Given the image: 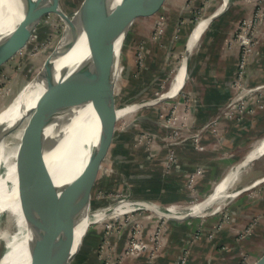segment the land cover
Listing matches in <instances>:
<instances>
[{"label":"rangeland","instance_id":"1","mask_svg":"<svg viewBox=\"0 0 264 264\" xmlns=\"http://www.w3.org/2000/svg\"><path fill=\"white\" fill-rule=\"evenodd\" d=\"M248 1L253 10L250 15L237 23L232 37V43L239 48L238 66L233 80L234 94L227 103V107L206 121L199 129L200 131L218 129L217 126L223 115L238 119L244 113L253 115L255 111H264V82L254 84L248 82L249 67L259 51L258 46L262 38L259 25L261 17L264 19V6L260 0ZM59 2L62 10L66 14L72 15L82 0H59ZM237 2L238 0H231L228 9L219 17L233 7H235L233 9L235 11ZM167 3L168 0H158L152 6L144 7L130 29L122 49V62L126 64L128 71L121 93L119 96L117 94L116 103L118 106H122L125 101L137 102V100L143 99L138 94L140 85L129 79L131 69L128 66L125 48L134 39L135 43L132 48L137 71L133 72H135V77L147 72L146 62L151 61L154 48L158 50L167 25V18L170 14L167 10ZM201 3L202 5L198 6L200 11L196 13V22L201 17L213 13L222 4V0H204ZM39 10L41 15L32 36L24 45L9 49L0 58V111L9 105L25 84L43 68L65 28L64 18L55 11L50 0L41 4ZM176 16H178V10ZM261 27L264 28V23ZM171 33L173 34V31L170 32V35ZM148 43L151 47L149 55L146 54L145 49ZM164 48L167 60L165 63L159 64L158 68L154 67L157 73L153 74L148 82L154 79L155 86H152L151 92H147L144 98L155 99L160 97L162 92L168 90L177 68L184 59L185 51H178L175 36L171 43ZM182 90H185L184 87L162 101L142 105L113 124L111 132L114 137L108 140L102 160V166L108 165L111 166V169L107 174L101 170L94 182L91 217L99 216L92 220L83 242L80 243L81 246L79 245V252L71 264H81L80 261L87 260L89 256L97 258L100 264H132L133 257L143 256L147 257V264H154L157 257H161L173 246L177 249V253L174 255L175 260L170 264H189L190 246L202 239L206 235L205 231H207L210 243L209 249L212 250L211 255L216 257L220 264H258L264 258V154L242 170L239 178L229 188V194L232 192L235 195L223 199L221 208H218L217 204H213L206 206L201 212L193 213L194 216L186 218L178 216V214L191 213V204L210 196L218 183L214 184L213 188L206 191L204 195L190 193V197L179 203V199L177 200L172 193L159 188L162 185L160 180L165 175H169L173 165L178 161L176 149L178 140L187 138L194 142L199 149L204 148L201 140L202 133L192 134L191 138L182 133L181 127L188 126L187 114L193 104L186 91L187 95H185L183 106L181 102L175 100ZM246 95L247 97H245ZM167 101H171V105H166ZM39 107L40 104H36L32 110H28L27 114L32 113V119L38 117ZM149 109H154V111L149 112ZM263 136L264 132L253 137L247 147ZM117 144L125 147L126 151L130 153L133 159L132 163L125 162L127 165L125 163L122 165V162L115 161L113 155ZM157 146L158 148L163 147L162 150H157ZM161 158H165L163 165L160 164ZM241 158L239 161L244 157ZM151 159H156L154 160L156 164L152 165L148 162ZM237 164L234 163L232 169ZM199 172H201L200 168L191 173L181 188L184 187L183 189L187 191L186 187L188 190L194 191L195 178ZM147 175L152 176L150 181ZM138 200L144 201L142 204L145 205L137 202ZM148 201L159 205L160 211L157 208L153 210L148 206ZM171 202L181 206L179 212H169L166 209V205ZM128 205L130 207L127 209L118 210L119 207ZM161 210H166L169 214H163ZM2 218L4 219L3 226L7 219L6 214H3ZM187 220H192L197 225L193 229L185 230L187 236L179 237L183 239L179 242L181 250L178 254V242L176 243L174 240L178 238L180 231L175 229L174 225ZM208 220H213L214 227L206 230L203 224ZM239 221H243L245 226L238 235H231L233 239L230 238L227 241L219 239L220 234L225 231L228 225L239 223ZM4 251L5 242L1 240L0 258Z\"/></svg>","mask_w":264,"mask_h":264},{"label":"bare ground","instance_id":"2","mask_svg":"<svg viewBox=\"0 0 264 264\" xmlns=\"http://www.w3.org/2000/svg\"><path fill=\"white\" fill-rule=\"evenodd\" d=\"M120 1L102 0L95 5L90 34L85 35L64 58L60 64L61 69L73 66L89 52V41L113 21ZM223 6L220 5L217 9L221 10ZM208 16L201 17L197 22L198 25H195L196 30L191 35L190 42L192 48L206 29ZM22 18L23 16L19 11L17 14L13 0H0V31L8 33L0 46L10 43L15 36L13 30ZM122 49L123 45L104 67L78 81L84 100L80 101L78 118L69 137L60 148L56 165L54 164L52 167V176L59 185L79 177L89 160L94 158L108 127V118L111 115L115 114V118L118 120L136 111L142 105L159 101L164 96L173 95L179 92L187 78L189 64L186 66L184 55L168 90L162 92L160 97L140 99L137 102L125 101L122 106H116L128 71L126 64L122 62ZM47 68L48 63L39 70L33 79L25 84L12 102L0 111V241L5 242V251L0 258V264H29V246L34 244L37 236L51 240L55 235L54 226L44 220L42 207L40 203L38 205L40 198L37 197L36 192L37 183L40 180V176L36 172L44 166L43 163H40L42 150L39 145H41L43 137H47L51 132L53 120L48 112L42 118V127L40 125V127H36L32 113L27 114L33 106L41 105L42 101H45ZM86 99L87 102H85ZM37 130H39V138L35 144L32 134ZM263 152L264 136L256 141L244 158L235 165L236 167L216 185L214 192L209 197L191 204V213L201 212L206 206L213 204H217L218 208H221L223 199L235 195L232 192L229 194L230 186L239 178L242 170ZM31 156L32 159L29 160ZM110 169L111 166H102L101 163L96 179L101 170L107 174ZM42 179L44 180L41 183L42 197L52 209L58 223L61 224L62 217L50 183L44 174H42ZM147 204L153 209H159V205L156 203L149 202ZM128 207L130 206H121L118 210H125ZM166 208L169 212H179L181 206L170 203L166 205ZM3 214L7 216V222L5 220V224L2 226ZM183 215L178 214V216ZM97 217H90V221Z\"/></svg>","mask_w":264,"mask_h":264},{"label":"crops","instance_id":"3","mask_svg":"<svg viewBox=\"0 0 264 264\" xmlns=\"http://www.w3.org/2000/svg\"><path fill=\"white\" fill-rule=\"evenodd\" d=\"M203 1L168 0L167 10L170 14L167 18V25L165 26V31H163L164 33L159 43V48L158 50L154 48L151 61L146 62L147 72L141 74V76L138 75V77H135L137 66L132 48L133 43H135L134 39L125 48L128 66L132 72H130L129 79L136 81L140 85L138 86L139 97L147 99L144 98V95L147 92H151L152 86H155L154 79L150 82L148 81L153 74L155 75L157 73L154 67L158 68L159 64L165 63L167 60L164 46L171 43L173 36L177 39L178 51H185L192 30L198 22L195 21L196 13L200 11L198 6L202 5L201 2ZM260 1L264 6V0ZM237 3V9L235 11L233 10L235 7H233L223 16L214 19L200 35L198 42L192 48L189 56L188 75L183 85L185 90H182L178 97L175 98L183 106L185 95L188 94L191 97L193 104L187 114L188 126L185 127L183 125L181 127L182 133H185L189 138L197 132L202 133L201 140L204 145V148L201 150L194 142L187 140V138L178 140L176 147L178 161L173 165V169L169 172V175H165L160 180L162 185L159 188L165 192L172 193L177 200L179 199L178 203L190 197V193L192 195L196 193L204 195L206 191L213 188L214 184L222 181L231 171L232 165L238 163L237 161H239L240 157L243 158L257 140L247 147L248 142L253 137H257L260 133L264 132V111H255L253 115L244 113L238 119L236 117H229V115H223L217 126L218 129H215V131L211 129L199 130L206 121L227 107V103L234 94L233 80L238 66L239 48L236 44L232 43V37L237 23L250 15L253 10L248 0H238ZM177 10L178 16H176ZM262 22L264 23V19L261 17L259 26L262 31V38L258 46L259 51L249 67L248 82L250 84L264 82V28L261 27L263 25ZM171 31H173V34L171 33L170 35ZM149 41L151 42V40ZM145 49L146 54L149 55L151 52L149 43L145 46ZM250 98L252 97L250 96ZM171 103V101H167L166 105H171ZM148 111L153 112L154 109H149ZM156 148L157 150H162L163 147L158 148L157 146ZM247 148L248 150H245ZM124 151H126V148L117 144L113 155L115 161L117 163H132L133 159L130 153L127 152L126 155ZM164 159H160V164L163 165ZM154 160L156 159H151L148 162L152 165L156 164ZM198 168L201 169V172L196 175L195 190L191 191L185 187L187 190L185 191L183 189L184 187L181 188L182 184ZM150 169H152L151 166ZM147 177L149 181L152 179L151 175H147ZM144 179L146 181V178ZM213 223V220H208L207 223L203 224L204 229H212L214 227ZM196 225L192 220L178 222L174 225V228L180 231L178 232V238L174 240V242H178V254L181 250L179 242L183 239L179 237L187 236L185 230L188 228L193 229ZM244 226L243 221L228 225L225 231L220 234L219 239L222 241L230 240V238L233 239L231 235H238L244 229ZM205 232L206 235L202 239L191 244V255L188 257L189 264H220L216 260V257L211 255L212 250L209 249L210 243L207 231ZM176 253L177 249L173 246L169 251H165L161 257H157L154 264H170L175 260L176 257L174 255ZM87 258V260L80 261L81 264H100L97 258ZM221 259L223 258L221 257ZM131 260L133 262L132 264H147V257H133Z\"/></svg>","mask_w":264,"mask_h":264},{"label":"water","instance_id":"4","mask_svg":"<svg viewBox=\"0 0 264 264\" xmlns=\"http://www.w3.org/2000/svg\"><path fill=\"white\" fill-rule=\"evenodd\" d=\"M13 1L17 14L19 11L23 18L13 30L15 36L12 42L0 46V58L9 49L19 48L24 45L28 38L32 36L36 28L37 20L41 15L39 8L41 4L45 3L47 0ZM50 1L55 11L59 12L64 18L65 28L57 45L44 64L45 67L48 63L45 78V101H42L39 107V115L34 118L33 121H35L34 125L36 127L39 125L41 126L42 118L45 117L48 112L53 120L51 132L47 137H43L42 143L39 145L42 150V159L40 163H43L44 166L40 167L36 172V174L40 176L36 192L37 197L40 198L38 205L40 203L42 207L44 220L54 226L55 235L51 240H47L42 236H37L34 244L29 246V264H71L79 252L80 243L83 242L92 223L90 217L92 214L94 182L99 166L103 160L106 144L110 138L114 137L111 130L117 118H115V114L108 118V127L103 135L98 150L94 158L89 160L80 176L73 181L61 185L57 184L52 176V167L54 164L56 165L60 148L69 137L71 129L78 118V106L80 105V101L84 100L78 81L100 70L115 56L117 50L121 48L127 39L130 29L142 9L146 6L150 7L154 5L158 0H121L113 21L89 41V52L79 62L65 69H61L60 64L82 38L90 34L95 5L102 0H82L72 16L66 14L62 10L59 0ZM230 3L231 0H222L221 5H224L223 8L221 10L216 9L213 14L208 16V25L223 14L228 9ZM197 25L198 24H196V26ZM195 30L196 27L193 28L191 35ZM7 34L8 33L4 31H0V44ZM191 35L185 50L186 66L188 65L192 50L190 44ZM168 97L170 96L161 97L159 101ZM87 101L86 99L85 102ZM115 105L118 106L117 103ZM38 132L39 130L36 132L34 131L32 134L33 139H35V144L39 138ZM33 153L34 151L32 154ZM263 154L264 152L258 157H255L251 162ZM31 159L32 156L29 157V160ZM42 174H44V176L46 175L58 204L62 217L61 224L58 223L52 209L42 197L41 183L44 182ZM137 202L142 204L144 201L138 200ZM153 210H156V208ZM158 211H160V207ZM161 213L166 214L168 211L161 210ZM194 215L195 214L188 213L179 218H186ZM258 264H264V258Z\"/></svg>","mask_w":264,"mask_h":264},{"label":"trees","instance_id":"5","mask_svg":"<svg viewBox=\"0 0 264 264\" xmlns=\"http://www.w3.org/2000/svg\"><path fill=\"white\" fill-rule=\"evenodd\" d=\"M125 154L127 155V151H124ZM125 162L121 163L122 165H124ZM126 164V163H125ZM127 165V164H126ZM126 165H125V168H126ZM89 256V255H88ZM90 257V256H89Z\"/></svg>","mask_w":264,"mask_h":264},{"label":"built area","instance_id":"6","mask_svg":"<svg viewBox=\"0 0 264 264\" xmlns=\"http://www.w3.org/2000/svg\"><path fill=\"white\" fill-rule=\"evenodd\" d=\"M167 209V208H166Z\"/></svg>","mask_w":264,"mask_h":264}]
</instances>
